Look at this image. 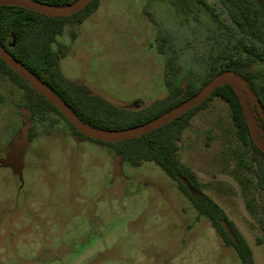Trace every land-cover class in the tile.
Instances as JSON below:
<instances>
[{
	"label": "rangeland",
	"instance_id": "obj_1",
	"mask_svg": "<svg viewBox=\"0 0 264 264\" xmlns=\"http://www.w3.org/2000/svg\"><path fill=\"white\" fill-rule=\"evenodd\" d=\"M203 1L218 21L197 0H100L56 38L62 75L138 111L167 95L165 61L174 53L175 85L200 86L211 61L243 38L230 9ZM158 29L169 36L164 54ZM252 69L264 85V61ZM24 113L23 92L0 75V264H241L154 163L120 164L110 148L75 139L57 115L25 125ZM177 158L242 235L254 264H264V197L224 102L216 98L192 117Z\"/></svg>",
	"mask_w": 264,
	"mask_h": 264
},
{
	"label": "trees",
	"instance_id": "obj_2",
	"mask_svg": "<svg viewBox=\"0 0 264 264\" xmlns=\"http://www.w3.org/2000/svg\"><path fill=\"white\" fill-rule=\"evenodd\" d=\"M18 1L0 0V46L56 94L88 127L104 132L127 131L141 127L156 121L194 98L219 75L231 72L246 84L255 99L247 96L257 134L264 143V85L258 83L259 76L252 69L255 61H264V28L260 25L259 10V5L264 7V0H219L223 6L232 11L233 22L243 38L230 50L219 53L211 61L207 75L200 86L192 82H188L183 87L176 86L174 79L178 72L177 56L174 53L169 55L165 61L164 75L167 95L138 111L115 107L94 95L87 86L66 79L60 71V57L52 47L56 38L62 35L65 26H80L98 9L99 0H87L77 11L69 15L57 16L24 8ZM21 1L44 8L65 9L74 6L80 0ZM197 2L214 21H218L213 8L203 0ZM144 13L149 21L157 26L154 16L146 10ZM75 37V33H72V39ZM242 39H247L250 43L245 45ZM156 40L159 42L158 53L164 54L163 44L169 40V36L158 29ZM12 43L14 45L10 47ZM256 43L261 45V49L257 48ZM0 75L6 76L23 92L25 125L44 122L49 114H55L67 123L75 139L89 140L96 145L110 148L120 164L128 162L132 166H139L143 162L154 163L176 183L178 190L189 200L198 215L211 222L224 244L235 250L241 264H254L252 252L242 235L227 219L223 210L203 192L196 174L177 158L183 130L195 114L207 109L209 104L218 98L229 108L237 140L250 153V161L245 162L244 167L254 176L255 190L264 197V153L251 139L242 105L231 86L216 87L194 109L147 134L119 142H104L84 135L1 59ZM224 223L233 235V239L226 234ZM260 225L264 231V211Z\"/></svg>",
	"mask_w": 264,
	"mask_h": 264
},
{
	"label": "water",
	"instance_id": "obj_3",
	"mask_svg": "<svg viewBox=\"0 0 264 264\" xmlns=\"http://www.w3.org/2000/svg\"><path fill=\"white\" fill-rule=\"evenodd\" d=\"M87 0H80L74 6L65 9H51L44 8L39 5H33L26 1L19 0V5L24 8L34 9L43 14L57 16V15H69L79 8H81ZM13 43L10 47H13ZM0 59L14 72H16L22 79H24L36 92L41 94L45 99H47L53 106H55L78 130H80L84 135L89 138L104 141V142H119L127 139L136 138L147 134L168 122L174 120L175 118L181 116L182 114L194 109L202 101H204L208 95L218 86L229 85L231 86L242 105L243 113L247 121V126L250 132L251 139L255 146L264 153V143L261 142L257 130L256 123L253 118L251 109L249 107L247 96H251L250 90L247 88L246 84L235 74L231 72H226L218 77H216L207 87H205L197 96L188 100L181 106L173 109L167 114L161 116L156 121L143 125L141 127L119 132H104L97 129H93L85 125L80 121L69 109V107L54 94L46 85H44L40 80H38L31 72L24 68L19 62H17L5 49L0 46ZM253 98V97H252ZM254 99V98H253ZM255 100V99H254ZM224 230L226 234L233 239L229 228L224 223Z\"/></svg>",
	"mask_w": 264,
	"mask_h": 264
},
{
	"label": "crops",
	"instance_id": "obj_4",
	"mask_svg": "<svg viewBox=\"0 0 264 264\" xmlns=\"http://www.w3.org/2000/svg\"><path fill=\"white\" fill-rule=\"evenodd\" d=\"M99 4H100V0H99ZM99 7V6H98Z\"/></svg>",
	"mask_w": 264,
	"mask_h": 264
}]
</instances>
